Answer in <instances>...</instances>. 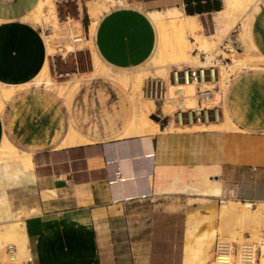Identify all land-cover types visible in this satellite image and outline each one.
<instances>
[{
	"label": "crops",
	"instance_id": "1",
	"mask_svg": "<svg viewBox=\"0 0 264 264\" xmlns=\"http://www.w3.org/2000/svg\"><path fill=\"white\" fill-rule=\"evenodd\" d=\"M39 1L0 0V83H31L49 61L46 33L25 19ZM103 1L110 5L93 21L91 47L107 67L133 71L160 43L150 12L177 7L208 26L225 0ZM250 29L264 59V2ZM103 79L116 92L98 84L91 100L87 87L68 112L33 84L5 103L0 147L8 141L31 155L32 167L0 160V223L24 221L31 264H208L210 244L191 243L202 225L197 213L209 214L221 197L264 201V67L238 72L217 102L212 92L200 96L204 106H219L218 119L175 120L173 129L159 122L158 130L132 136H125L132 94ZM225 121L230 128L209 126ZM68 135L80 143L62 146ZM19 208L28 214L13 217Z\"/></svg>",
	"mask_w": 264,
	"mask_h": 264
},
{
	"label": "rangeland",
	"instance_id": "2",
	"mask_svg": "<svg viewBox=\"0 0 264 264\" xmlns=\"http://www.w3.org/2000/svg\"><path fill=\"white\" fill-rule=\"evenodd\" d=\"M56 1H57L56 2L57 12L55 14V17L59 21L58 22L59 27L57 31L58 33L56 32L52 37L53 48H51V50L49 51V61H48L49 74L53 78L56 84L52 88V90H48L43 86H35V87L44 88L45 90L52 92L54 95L60 98L68 112V110L70 111L71 109L72 103L75 102L76 103L75 105L78 106L81 92L83 91V89H86L87 87H88L87 89L89 90L88 93L91 94L90 96L91 100L97 98L94 94L95 93L97 94V88L100 85L106 89V91L109 93V96H110V92L107 90L106 87H108L113 93L116 92V90L109 81L103 79L101 75H98L99 67L96 64L93 55V50L91 47V43H93L92 41L93 35L90 28L93 24L94 17H92L88 12V2L90 0H56ZM263 2L264 0H257L258 10L260 8L261 3ZM115 5H117V3ZM252 11L253 10H249V15L238 12L235 14L234 17H230L228 13L225 10H223L222 12L215 14L214 16L215 21L210 20L209 22H207L208 26H204L201 22L199 23V27L197 28V30L204 31L203 28H205L207 31L204 32L205 34L208 35V39L212 43L211 47L207 50V52H205L206 59H203L202 57L201 52L203 51V49L200 47V44L196 42V39L194 40L190 31L187 30V35L189 36L190 39V46L192 53L198 55V60H206V61H209V59L213 58L217 54H221L224 57H226L225 61L220 64L221 66L222 64L224 65L230 62L231 57L228 54V46H234L237 52L248 55L249 57L253 58L252 62L259 63L261 58L254 51V49L252 50L253 44L251 41V34L249 29L247 28L248 23H250V27H251V21L253 18L250 15V12L252 13ZM32 19L33 18H31L30 21L37 24L40 27V29L43 31V34L44 33L52 34V32L54 31L53 25L46 24L45 26L42 25V23H40L38 20L36 19L32 20ZM74 26H76L79 29V31L76 32V35L74 36L68 35L70 28ZM242 37L246 38L247 42L243 41ZM69 38H71L72 41H69ZM76 38L78 39V43H75L74 46L73 42L76 41L75 40ZM158 49L159 48L157 45L151 59L157 56ZM171 54H172L171 49H169V53L166 60L167 63L165 62V64L167 65L164 66L166 69L170 70L169 77L172 72V69L175 66H183L188 64V63L169 64L171 62V57H172ZM151 59H149L146 63H144L139 67L149 66ZM192 65L196 66L198 65V63H193ZM110 68L116 71L119 70V69H114L112 67ZM243 70H240V72ZM153 75L163 77L167 80L170 92H168L167 95L168 98H166V100L174 102L176 107L174 108L173 114L166 116L162 108L163 100H157L155 98V100L154 99L153 100L155 101L156 104L153 105L152 103H150L149 106L146 107V109L149 110L148 111L145 110V113L147 114L148 117L160 123H165L166 125L171 123V125H169V128L172 129L176 128L174 122L175 120L177 123H179L177 120L178 110L190 108V105L187 104L190 100L189 98L192 96L198 97V101H200L199 92H198L199 87L202 90H207L209 88L214 89V87H217L216 88L217 90H213V93L218 92L221 89L220 86L221 73L220 71H218V69L216 71V75L214 76V78L207 80L210 81L208 82L209 85L205 83L196 84L195 90L192 89V91L189 90L188 85H183L179 87L183 91L182 94L178 91V89H175V87L170 85V79L168 80L165 76L159 75L157 73L154 74V72H150V74H148L144 78L142 85H144L147 78H150ZM131 90L132 89L129 87L126 88V91L129 95L131 93ZM69 91L73 93L72 96L69 95L68 93ZM225 92L213 95L211 102H217L222 98H224ZM169 94L170 97L173 98H169ZM142 95L146 99H152L150 98L152 96L150 94H147L144 90ZM174 96L177 97L175 98ZM182 99H185L186 104L180 106L179 102ZM200 103L203 102L200 101ZM151 105H153V107ZM93 110H96L95 105H92L91 111ZM101 133H103V131H101ZM231 198L232 197H221V199H224V201L226 202V203L224 202L223 204L219 201L220 199H216L212 201L214 203H211L212 205H210V208L208 209L209 214L200 213L202 214L200 215L199 213H197L196 221L197 223L202 222V225L191 237L192 238L191 243L195 245L197 240V244L200 247L199 239H203L205 240L203 241L205 245L210 244L208 251L210 260L208 264H212L213 247L217 238L235 240L237 242L264 239V201L262 203L258 201L259 203L257 202L254 208H247L241 203L239 205L234 203V201L232 203ZM199 200L200 199H198V201ZM189 201H193V199H190ZM227 204L229 205L231 204V206L227 207ZM245 210L247 211L246 213ZM198 211L201 212L200 209H198ZM19 212L21 213L22 216L28 214V212L24 211L22 208H19L13 213V217H15V214ZM256 212L261 213L260 214L261 221L259 224L254 221V216ZM242 213L246 214V220L242 219ZM19 223H23V222L19 221ZM3 227L4 230L2 231ZM3 227L0 229L1 231L0 236H9L7 240L11 242L13 241L18 246L22 244V239L19 237V234H17V232L14 231L15 230L14 228L18 227L16 226V223H14V227L10 228L9 230L6 229V226ZM213 232H216V234L214 235ZM208 233L210 234L208 235ZM198 235L199 237L197 239ZM24 239L26 240V235ZM5 248H3V256L0 257V264H4L9 261ZM10 257L12 258L13 261L12 264H25V261L27 259V256H25V254L20 250L15 252V254H13Z\"/></svg>",
	"mask_w": 264,
	"mask_h": 264
},
{
	"label": "bare ground",
	"instance_id": "3",
	"mask_svg": "<svg viewBox=\"0 0 264 264\" xmlns=\"http://www.w3.org/2000/svg\"><path fill=\"white\" fill-rule=\"evenodd\" d=\"M56 2H57L56 0H40L38 2V4L36 5V7L33 9V11H31L29 14H27L25 16V19H28V20H30L31 18L36 19L40 23H42V25H45V26H46V24L53 25L54 31L52 32V34H45L44 35L45 40L48 43V50L49 51L51 50V48H53L52 37L58 31V27H59V23H58L59 21L55 17V14L57 12ZM112 3H114V2H112ZM109 5H110L109 3H107L103 0H102V2L101 1L100 2L99 1H90V2H88L89 13L92 17H94V19H97L98 16L101 14V12L104 9H107L109 7ZM224 10L228 13V15L230 17H234L235 14L238 12L249 15V10H253L252 13L250 12V15L253 18L254 14L258 10L257 9V0H225L224 1ZM150 13L153 16V18L155 19L154 21H156L155 22V23H157L156 25L159 26L160 43L158 44L159 49H158L157 56L151 59L149 66L141 68V69L133 70V71H124V70L114 71L111 68L107 67L102 62L100 57L95 52V49L92 47L93 55H94L96 64L99 67L98 75H101L102 77L111 78V79L117 81L118 83L124 85L126 88L129 87L132 89L131 94H132L133 103H134V116H133L132 122L130 123V125H129L126 133H125V136L126 135L132 136V134H140V133L146 134L145 132H154V131L159 129V125H160L159 122L148 117L147 114L145 113V110H147L146 107H148L150 103H152L153 105H155L156 103L154 101L155 98H153V97H150L152 99H146L143 97V95H142L143 94V85L142 84H143L144 78L148 74H150V72H154V74L157 73L159 75L165 76L169 80L170 70L166 69L164 67L165 65H167V64H165V62L167 63L166 60H167V56L169 53V49H171V53H172L171 54L172 55L171 62L169 64H181V63L185 64V63H188L189 65H192L193 63H198V65L207 66V65L212 63L211 59H209V61L198 60V55L192 53V51H191L190 39H189V36L187 35V30L190 31V33L192 34V37L194 38V40L196 39V42H198L200 44V47L203 49L204 52H207V50L211 47V44H212L211 41L208 39V35L205 34V32H204L205 30L204 31H198L197 30V28L199 27V20H198V17L196 15L185 14L183 11H181L177 7L169 8V9H165V10L153 11ZM92 26H93V24H92ZM92 26H91V31L93 30ZM247 28L251 32L250 23L247 24ZM68 35L74 36V31H72L71 28H70ZM242 39H243V41H246V38L242 37ZM75 40L78 41L77 38ZM69 41H72L71 38H69ZM73 43H75V42H73ZM253 49H254V46L252 47V50ZM244 53H246V52H244ZM228 54L231 57L230 62H228L227 64H224V65L222 64L220 66V73H221L220 86H221V89L215 93H213V90H217L215 87H214V89H210V88L208 89L209 91H211L213 93V95H216L218 93H224L228 83L231 80V78L234 75H236L238 72H240V70H243L246 68H253V67H264V59L263 58H261L259 56L261 58L260 62L254 63V62H252L253 58L249 57L248 55L237 52L235 50L234 46H228ZM221 63H223V62H221ZM153 76H155V75H153ZM208 82H210V81L203 80L201 82L193 81V82L174 84L173 82L170 81V85L175 87V89H178V91L182 94L183 91L181 88H179L180 86L188 85L189 90L192 91V89L195 90L196 84L205 83V84L209 85ZM31 84L37 85V86H44L48 89H52L55 86L56 83L49 74L48 62L45 64L43 69L33 79V81L31 83L29 82L25 85H19V86L7 85L4 83H0V110L3 109L5 103L16 92H18L21 88H24L25 86L31 85ZM55 89H56V87H55ZM198 89L202 90L200 88H198ZM168 92H170V91L168 90ZM68 93H69V95L71 94L70 91ZM166 98H168V96ZM166 98H164V100L162 101V108H163V111L165 112L166 116H168V115L173 114L174 108L176 106H175L174 102L168 101V100H166ZM169 98H173V97H170V94H169ZM199 98H200V95H199ZM189 99L190 100L187 104L190 105V108H193V107L198 108L199 106L203 105V103H199L198 97L192 96ZM179 104H180V106H183V104H186L185 99L180 100ZM153 105H151V106L153 107ZM169 125H171V123H169L167 125V127H169ZM209 126L215 127V128H230L231 127L227 121L219 122V123H211ZM79 140H80V138H79ZM79 140H78L77 136H75V135H68L65 138L62 146H67V145H71L74 143H80ZM0 160L4 163L18 161L22 164V167L25 169H30L32 167L31 155L18 152V150L15 149L12 145H10L8 143V141L7 142L5 141L2 144V146L0 147ZM220 202L223 204L225 201H224V199H220ZM231 202L233 203V201H231ZM259 202L262 203L263 201H259ZM234 203H236L237 205H239L241 203L247 208H254V206H256V204H257V202H253L250 200H245L244 203L240 202V200H237V201H234ZM228 206H231V204L230 205L227 204V207ZM246 212L247 211L245 210V213ZM245 213L244 214L242 213V219L243 220H246V214ZM260 214L261 213L256 212L255 216H254V221L258 224L261 221V215ZM17 221H18V223H17ZM19 221H22V220H11V221H8L6 223H0V229L3 226H6V229L9 230L10 228H13L14 223H16V226H18V227L14 228L15 229L14 231L17 232V234H19V237L22 239V244L18 246V250L23 252L25 254V256L29 257L28 251H26L27 250L26 240L24 239V237L26 235L25 224H24V221H22L23 223H19ZM213 233H214V235L216 234V232H213ZM8 238H9V236H0V250L5 248L7 245H15V243L13 241L11 242V241L7 240Z\"/></svg>",
	"mask_w": 264,
	"mask_h": 264
},
{
	"label": "built area",
	"instance_id": "4",
	"mask_svg": "<svg viewBox=\"0 0 264 264\" xmlns=\"http://www.w3.org/2000/svg\"><path fill=\"white\" fill-rule=\"evenodd\" d=\"M201 53L203 59H206L205 52L202 51ZM225 59L226 57L218 54L211 58L212 63L207 66L189 64L175 66L169 79L174 84L213 79L217 69L220 71L219 64L224 62ZM143 90L157 100H164L168 95L169 86L165 78L152 76L146 79ZM198 92L200 96H207L211 93L208 89L199 90ZM219 115L220 110L217 105L211 107L199 106L198 108L179 109L177 120L179 123L202 122L218 119ZM5 250L9 261L4 264H12L13 261L10 256L15 254L16 246L7 245ZM31 262L32 256L27 257L25 263L31 264ZM212 264H264V239L237 242L235 240L217 238L213 247Z\"/></svg>",
	"mask_w": 264,
	"mask_h": 264
}]
</instances>
